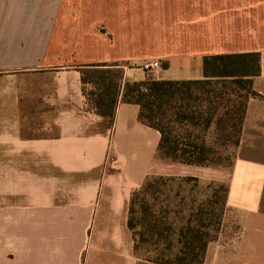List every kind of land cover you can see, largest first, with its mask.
I'll use <instances>...</instances> for the list:
<instances>
[{
    "label": "crops",
    "instance_id": "obj_1",
    "mask_svg": "<svg viewBox=\"0 0 264 264\" xmlns=\"http://www.w3.org/2000/svg\"><path fill=\"white\" fill-rule=\"evenodd\" d=\"M147 1L159 21L138 38L133 0H0V264H136L131 196L175 163L157 156L159 131L122 92L106 125L87 68H120L121 85L191 81L205 56L256 52L259 97L227 193L243 233L207 264H264V0Z\"/></svg>",
    "mask_w": 264,
    "mask_h": 264
},
{
    "label": "trees",
    "instance_id": "obj_2",
    "mask_svg": "<svg viewBox=\"0 0 264 264\" xmlns=\"http://www.w3.org/2000/svg\"><path fill=\"white\" fill-rule=\"evenodd\" d=\"M93 66V69L87 68L83 72L82 80L96 87L97 113L105 118L106 125L112 126L116 104L122 92L124 103L139 106V120L159 131L161 139L157 156L193 167L218 166L217 149L227 142L231 146L239 145L248 101L259 97L253 90V80L260 76L261 71V55L257 52L205 56L203 79L191 81L148 77L144 81H126L121 85L122 69L108 64ZM208 132L216 136L211 144H206L201 137V134ZM155 180L171 181L172 178L149 176L138 190L146 194ZM193 180L196 178L186 177L181 181ZM138 190L131 196L127 222L135 255L140 252L143 242L149 244L153 238L163 242L165 232L172 231L170 223L160 219L152 208L150 210L141 202L135 206L138 203L135 201ZM176 231L178 264L187 258L193 262V247L197 248V254L202 255L203 259L208 240L193 236V220Z\"/></svg>",
    "mask_w": 264,
    "mask_h": 264
},
{
    "label": "rangeland",
    "instance_id": "obj_3",
    "mask_svg": "<svg viewBox=\"0 0 264 264\" xmlns=\"http://www.w3.org/2000/svg\"><path fill=\"white\" fill-rule=\"evenodd\" d=\"M147 2V0H133V12H128L135 27V37L138 38L142 34L138 29H141L144 24L157 26L159 21L156 12L153 14L152 10L144 8ZM167 20L166 17H162L161 22L164 27ZM201 137L206 144H211L216 139L211 132L201 134ZM242 155L243 150H241L240 143L235 147L227 142L222 148L217 149L216 158L220 163L218 166L193 167V165L175 163L167 170L170 175H164L165 178L171 177V181H153L146 194L139 191V188V195L135 200L138 203H135V206H139L141 202L146 205L145 207H150V210L152 208L160 219L170 223L172 231L165 232L166 238L163 242H158L154 238L149 244L143 242L140 252L135 256L136 264H178L176 255L179 247L176 230L189 220H193V236L198 235L208 240V245L203 259H201L202 255L197 254V248L193 247V262L187 258L184 262L180 261V264H207L209 262L207 259H211L213 249L214 252L219 246L222 249L231 239L243 233L239 223L241 215L239 216L227 205L229 178L236 160ZM166 162L172 163L167 160ZM186 177H193L196 180L181 181ZM191 209L193 211L190 212ZM158 217L156 219H159ZM257 243L261 248L264 247V240L258 239ZM251 259L254 260V257Z\"/></svg>",
    "mask_w": 264,
    "mask_h": 264
},
{
    "label": "built area",
    "instance_id": "obj_4",
    "mask_svg": "<svg viewBox=\"0 0 264 264\" xmlns=\"http://www.w3.org/2000/svg\"><path fill=\"white\" fill-rule=\"evenodd\" d=\"M160 67V63L158 61L148 62L142 66L143 70L149 73L154 72Z\"/></svg>",
    "mask_w": 264,
    "mask_h": 264
}]
</instances>
